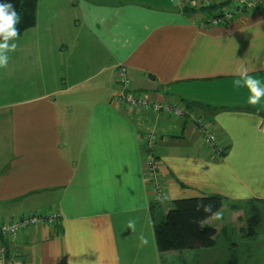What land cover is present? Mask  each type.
<instances>
[{
	"label": "crops",
	"instance_id": "crops-1",
	"mask_svg": "<svg viewBox=\"0 0 264 264\" xmlns=\"http://www.w3.org/2000/svg\"><path fill=\"white\" fill-rule=\"evenodd\" d=\"M217 12L185 0H37L35 25L0 68V224L31 213L56 212L59 221L0 239L7 255L22 264H162L168 251L156 249L152 216L173 200L264 199V98L249 106L247 89L233 84L243 64L264 86V7L221 24L210 21ZM118 64L131 91L179 103L183 114L116 103ZM195 118L226 146L221 159ZM147 133L160 199L147 173Z\"/></svg>",
	"mask_w": 264,
	"mask_h": 264
},
{
	"label": "built area",
	"instance_id": "built-area-1",
	"mask_svg": "<svg viewBox=\"0 0 264 264\" xmlns=\"http://www.w3.org/2000/svg\"><path fill=\"white\" fill-rule=\"evenodd\" d=\"M188 7L192 9H208L214 7L218 12L211 18L212 23L221 24L225 20L231 18L234 13L240 11H251L264 7V0H185ZM116 83L120 88L119 94L114 97V101L125 107H132L138 111L143 109L153 108L154 110L167 109L179 116L183 114L182 105L179 103L157 104L151 103L148 99L139 92H133L129 89L130 78L127 69L124 65L118 64L116 69ZM194 122L200 130L203 141L212 152L216 159H221L224 152V147L218 141L216 134L212 128L201 118H195ZM147 173L151 188L153 189L156 198L160 199L163 196V183L159 178L157 170V161L154 156L155 136L147 133L145 135ZM59 221V214L51 213H31L15 219L6 220L0 224V239L14 240L19 233L27 228L38 224H53ZM22 257H18L17 253L11 251L7 255L4 248H0V264H22Z\"/></svg>",
	"mask_w": 264,
	"mask_h": 264
},
{
	"label": "trees",
	"instance_id": "trees-1",
	"mask_svg": "<svg viewBox=\"0 0 264 264\" xmlns=\"http://www.w3.org/2000/svg\"><path fill=\"white\" fill-rule=\"evenodd\" d=\"M0 3L13 4L16 12L20 15V22L16 25L19 34L35 25L37 0H0ZM223 149V154H225L226 146ZM224 200V197L216 194L179 198L172 201L171 207L161 218L152 216L158 252L213 246L217 230L204 223L211 214L202 210L198 211L196 205L198 202L211 204L213 212H216ZM247 202H251V200ZM254 210L257 213L255 208ZM253 216L248 219L250 222L246 229L247 234L252 233L251 227L256 222L255 219L252 220ZM226 264H238L233 252Z\"/></svg>",
	"mask_w": 264,
	"mask_h": 264
},
{
	"label": "rangeland",
	"instance_id": "rangeland-1",
	"mask_svg": "<svg viewBox=\"0 0 264 264\" xmlns=\"http://www.w3.org/2000/svg\"><path fill=\"white\" fill-rule=\"evenodd\" d=\"M157 210L162 211L163 207H158ZM219 212L222 213V219H210L209 222L214 223L213 226L217 228L213 246L194 250H170L162 254V264H190V259L196 257L203 262L226 264L232 252L238 264H264V199L234 204L225 199ZM251 216L256 222L251 227L252 233L247 234L250 222L248 219Z\"/></svg>",
	"mask_w": 264,
	"mask_h": 264
},
{
	"label": "clouds",
	"instance_id": "clouds-1",
	"mask_svg": "<svg viewBox=\"0 0 264 264\" xmlns=\"http://www.w3.org/2000/svg\"><path fill=\"white\" fill-rule=\"evenodd\" d=\"M20 22V15L16 12L13 4L11 3H0V68H6L8 65L7 52L15 51L17 44L15 41L19 38V31L16 25ZM248 68L241 64L236 74L239 76L238 79L233 81L235 87H243L248 91L247 104L249 106L258 105L261 98H264V86L261 85L259 78H256L248 74ZM170 197H164L169 199ZM175 198V197H171ZM196 208L198 211L202 210L210 213L209 218L217 221L222 219V213L219 211L213 212L211 204L197 203ZM135 221L130 220L127 224V228L135 231ZM140 246L143 247L149 243L148 239L143 235L139 237ZM67 264H75V261L71 258ZM80 264H87V261H80Z\"/></svg>",
	"mask_w": 264,
	"mask_h": 264
}]
</instances>
